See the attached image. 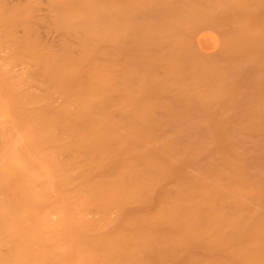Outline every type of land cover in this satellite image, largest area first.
Listing matches in <instances>:
<instances>
[{
  "label": "bare ground",
  "instance_id": "1",
  "mask_svg": "<svg viewBox=\"0 0 264 264\" xmlns=\"http://www.w3.org/2000/svg\"><path fill=\"white\" fill-rule=\"evenodd\" d=\"M132 1L136 3L135 0ZM155 1L158 5L155 3ZM170 1L172 0H163V4L162 0H154L155 4H153L152 0V3L150 4L152 7L149 5L150 2L148 3V6H144V8L148 7L145 10H148L149 7H151V9H149L148 11V14L147 11L145 13L143 9H138L140 7L142 8L143 5L141 6V3L143 4L144 2L136 4L139 7L134 5L135 8L139 11H142L140 12L141 14L145 13L146 16L143 14V16L139 17V15L141 14H136L138 12H136L135 15L138 16L141 20L143 19L145 21L144 18H146V21H150L149 17L151 16L150 14H152L151 20H153L157 26L159 22L156 18L160 19L161 17H163V15H165L164 17L167 18L166 8L168 7L165 6L169 5L170 10L168 9V12H172L176 8L174 12L176 11L175 13L177 15H175V13L169 12L171 13L170 15L172 18L169 17V14H167L168 20H165L164 17L162 19V22L164 21V23H161V27L162 25L166 26L169 30L172 28L171 26L174 25H171V28H169L170 23L168 24V22H166L169 21V19L172 21L175 20L176 24H178V21L181 24L183 23L186 25V20L188 19L187 21L191 23L189 19L191 18L190 20H192L194 15L195 19L193 18V21H195L196 23L197 16L195 17L196 14H193V11L197 12L198 10L199 15H201L202 13H206V8L210 9L212 5L213 8L218 7L219 9L222 0H210V2L208 3L207 0H195V2H190V0H177L179 2L178 5L176 0H173L174 2ZM213 1L215 3H219L218 1H220V3L217 6V4L214 5ZM225 1L226 0L222 2L226 3ZM241 1L242 0H230V3L233 2V4H230V6H234L236 4L238 6L235 5V9L238 10L239 7L243 9V6L246 4L245 1L249 6V3L255 0H243V2ZM111 2H113V7L111 5ZM124 2H127V0L121 1V4ZM168 2L172 4V9L170 7V3ZM181 2L185 5L183 10H181L183 8ZM187 2H190L192 4L187 5ZM197 3H199L200 5ZM203 3H205V5H203ZM240 3L242 4V6L240 5ZM193 4L195 7L193 6ZM207 4L210 6L205 7ZM227 4L223 5L226 6ZM120 5L117 0H0V264H264V130H262V127L264 126L261 125L262 127H257V129H249V126L247 127L248 123L246 122L251 121L253 115L250 120H247L250 117L248 118L245 114L246 117L241 116V119L244 121L239 122L242 125L245 124V127L243 129H246L247 127V129L249 130H241L240 126L238 125L239 123L237 122L234 124L232 121L237 119L236 116L240 113L239 112L237 114L233 113V115L236 116L231 115L233 119H230V124L225 123L223 121L224 119L222 120L226 124V130L224 126H221L222 128L220 129L219 127L218 129H216V127L214 129L213 126L215 125L213 123V120L215 121L216 118L214 116L216 115V113H218V110L216 112L215 108L220 109V106L223 105H220V99L221 101H223V97L221 98L218 94V87L216 86L213 90L207 89L211 91V93L209 91L207 92L210 95L217 93L219 95V98L217 99H213L214 95H211V98H209L208 94L206 93V96H204V94L202 95V90L200 89V95L206 97V99L203 98L204 101L199 96V93H197L198 95L196 94L198 96L197 99L196 96L195 98L192 97V99H190L192 95L189 97L190 93L193 92L192 90H195L199 87V85H196L198 87L193 85V82H197L195 78H200L199 75L205 76L206 74L204 73L209 72L207 67V64L209 63L203 65L206 67V69L205 67H202L205 69V72L201 67H199V69L197 67L194 71L193 69H191L190 71L186 67L187 65H181V68L186 67V70H188L190 72L189 73L185 69H183L184 71L181 70L179 65V68L176 67V65L174 66V64H178V62H176L177 60L174 61V58H171L168 55H170V53L174 51L171 55L173 56L177 53L178 50H181L180 46H178L179 49L177 50L176 45H179L178 43L176 45H174L173 43L178 39H174L171 46L170 43L171 40H173V38L171 39V37H174V35L171 36L170 39H168L170 41H164L165 39H167L165 35V33L168 32L166 30V27L165 31H162V36L158 35L160 36L159 38L164 37L165 39L161 38L160 40L158 36L153 35L154 33L156 34L157 31L153 32L151 29V33L150 30H148V28L150 29L152 27H155L153 22L148 21L150 23L149 25L142 20V22L146 23V26H142V30H144V28L146 29L147 26L148 28L146 31L141 32H146L145 34L143 33V35L147 36V38L149 37L148 34H151L149 38L151 39L152 37L153 39H147L142 35L143 37L141 41L144 43L143 39H146L147 42H149L150 40V43L153 45L151 41L154 40L153 42H155L154 45L156 47H161L160 45H164L167 48L166 49L164 46H162V48H160L162 51H160L159 53L160 49L157 50L158 47L155 48L154 45H147L149 43L145 41L144 44L147 43L146 45L148 46V49L149 47L151 49L153 48L152 52L151 49H149V52L151 53H148V57L151 54L155 55H153L154 58H151L152 61L150 60V64L154 63L159 58V61H167V59L169 60V58H171V60L169 61L170 64L167 63L168 67H171L172 64V68L170 69H173L175 67L177 69H175L176 71H178L179 69L182 73H187H184L185 77L184 75H180V78L183 77V83L187 80V77L189 78L192 74V77L190 79H193V82L190 79L187 80L189 83L186 81L187 84L192 83L190 85L192 87L189 86L191 92H187L186 88V98L184 97L186 100L190 99L189 102L191 106L188 104V101V103L186 104L189 105L188 107H191V111L189 112L187 106L186 108H184L183 106V111L186 109V113L185 115H183L184 113L181 112L182 116H180V109H177V107L175 106L176 103H170V101L173 99V102L182 103L181 100L178 99L180 95H177L175 93V91L177 90L172 88L173 90H175L173 91L170 89L171 85L166 84L173 83V80L170 82V78L167 80L168 82L166 81V83L164 81H161L163 80L162 78H160L162 76H159L161 67L158 64L155 63L160 68L158 66L156 67L153 64L152 65L155 66L157 72L159 71V77L155 75V73L153 74L152 71V74L147 71L148 69L151 70V67L149 68L147 65H144L147 67L143 68V65L141 63V66L139 67H142V70L144 69L145 71L150 73V76L154 75L155 77H153L155 80L160 78L161 80H159L162 83L164 82L167 86H169L165 91L164 88H166L167 86H164L165 84L161 85V82L159 81L162 88L164 87V90H162L160 88L161 86L157 85L159 82H154V79H152L153 83L152 81L149 82L148 77V84L144 85L145 83H142L143 85H141L142 88L147 86L148 89L147 90L146 87L144 88L145 90L143 89V95L146 96L148 91L150 93H153L160 90L158 91L160 92L158 94L164 97L170 95L169 93L173 91L176 95L173 94L172 96L173 92H171V98L170 96L166 98L164 97L165 99L161 96L160 98L162 100L164 99V101L168 98L166 101L169 102H165L168 105L173 104L172 108H174L175 112L172 111L173 109L171 110V108L167 107L166 105L165 107L170 110V113L168 114L167 109L163 106V101H159L160 103L157 101L160 99L157 92L155 94L158 96V99H156L157 97L155 96L154 98L151 97L152 99L147 98L149 97V95H147L146 100L143 99L142 102H144V100H149L146 102L148 104H146L145 102L142 103L141 100H138L141 96L142 98H144V96L141 94L143 90H141V96L138 99H135L136 97L132 98V96L131 98L134 101H140L142 104L140 106L138 104L132 106L136 109V106H139L140 108L142 106L144 107L145 105L146 107H144L145 110L143 112L146 111L145 114H147V112H150L151 115H154V118L155 115L157 117L156 119H154L152 116L154 124L153 122L150 123V121H152V119H150V114H147L150 115V118L148 119H146L147 115L144 117L145 114H140L142 119L145 118V120L149 123L145 124L147 122L145 120L140 121L138 117L140 124H145V126L143 125L145 127L144 129H122L121 125H124L122 122H119L120 129L117 128L118 124L116 122V117L119 119H123V117H118V112L115 113L117 114L115 117V114L113 115L114 111H112V114L110 115V106L114 104L113 99L117 98L115 96L112 97L113 99L110 98V95L108 94V89L110 90V88H108V82L109 79H111L112 81V79L115 78L112 76L119 74L120 72L117 73L118 70H121V67H124L127 64L124 62V57H120V55L122 56L123 54H121L119 49H121V51L123 50V44H120L119 40L118 44L121 45L122 48H120L119 45V47L117 46L118 54L120 53L118 55L120 58L118 59L120 61L118 62L123 61L125 65H121V67L118 65V67L113 68L114 70L117 69V72L112 71V74L114 72L116 74L109 76L108 62H110V59L112 57H109L110 40L112 39L111 35H114L112 34V32L114 31L113 33H115L116 28V26L112 25L115 19L113 20V22H111L110 14L113 18L117 17L116 19L118 20V17H120V15L124 16L123 12L127 11L125 12V15L128 16L129 12L136 10L135 8L134 10L131 9L133 7L127 5L126 3L122 4L121 7H119ZM125 5H127V7ZM154 5H157L159 7ZM173 5H175V7ZM122 6H125L126 8L131 7L130 9L132 11H130L129 9L123 11L124 8ZM178 6L182 8H179ZM190 6L191 8H196V10H194L193 8V10L191 9L192 11L188 9L190 10V13L188 12L189 14L187 13V15L185 13V8H190ZM224 6L221 5L224 10L219 9V13L217 12V9H210L212 11H208V14L209 12L212 14V12L215 10L216 14L218 13L220 14V16L223 15V18L226 16L227 20H223V25H225V22L228 21V19L229 21L228 23L226 22L227 24L231 25L232 22L233 24L235 23L234 21L237 22L239 19L237 17V10H233V13L231 10L228 14V6L226 8H224ZM198 7H201V9H203L201 11L205 12H200V9ZM115 8H118L117 11L119 10V12L114 10ZM154 8L156 15L155 12L152 11V9L154 10ZM187 8L186 12L188 11ZM255 8L254 10H252L253 13L260 10L258 9L260 8L259 6L256 8L258 9V11H255ZM242 9H240L241 12H243ZM159 11L161 13H159ZM163 11H166L164 12L165 14L163 13ZM220 11H225L226 15L225 13H221ZM250 11L247 12L246 18V11L244 10L245 15L241 13L243 15H241L240 18V21L243 22L244 20L242 19V17L244 18V16L246 18V21L251 20L248 24L247 22L243 23L238 21L236 27H234L235 25H228L231 29H233V31L235 30L233 34L230 33L232 37H235L233 39H229L230 35L227 34L229 37L225 35L227 36L224 37L227 38L226 40H232L231 42L235 40L237 42L239 38H241V40L243 38H248V34L247 37L246 34L244 35L245 32L251 30L250 32H252L253 34L248 32L250 33L249 35L251 36L252 34L253 36H256L254 34L257 33L254 32L258 30L262 32V30H264V26H262L264 25V21H261L264 19L260 20V18L262 17L259 16V18L258 16H256V14H253V17H251L252 13L250 14ZM115 12H121V14L118 15ZM179 12L183 13L184 15H179ZM234 12L236 13V15L234 14ZM262 12H264V10H261V13ZM153 13L155 17H153ZM230 13H232L233 16L236 17V20L233 19V16L230 15ZM115 14H117V16ZM172 14H174V16ZM190 14L192 15V17H190ZM262 14L261 16H264ZM131 15L129 17H131ZM228 15L230 17H228ZM127 16L122 18H129ZM136 16L132 15V20L126 19L128 22H130V27L128 26L126 28L127 30L129 28H131L132 31L134 30L133 28H135V24L131 22L134 21L135 18L138 19V17ZM184 16L187 19L185 18L184 20ZM203 16H205V14L201 15V17ZM211 16H207L206 14L207 18H211ZM175 18L178 19L176 20ZM217 18L222 19V17ZM217 18L215 21L221 22ZM258 18L262 23L259 22ZM206 20L204 18L205 22ZM201 22L202 21H200V24ZM208 22H206L208 25L206 23H204V25H214L212 27L215 28H220V25L223 26L222 24H216L217 22ZM257 22L260 28L257 26ZM124 23H126V27L128 23L126 21ZM165 23L168 24V26ZM172 23H174V21ZM240 24L241 29L244 28L243 31L240 29L236 31L237 29L235 28H238ZM242 24H246V26H243ZM180 25H178L179 27L176 25L178 29L182 26L184 30H182L181 28V31H185L186 33V29L188 28V35L190 33L194 36V33L189 31H193L194 29L193 32H195L196 26L190 24V29V27L188 26L184 28L185 26L183 27V25ZM215 25L218 26L216 27ZM161 27L159 28L161 29ZM44 29L47 31H45L46 35L48 34L47 36L53 35L52 33L49 34V31L55 32V35L57 32L58 38L57 36L56 38L58 40L56 42L55 40H50L51 42L53 41V43L47 41L43 35ZM111 29H113V31H111ZM154 29L158 28L155 27ZM131 30L125 31L126 33L123 32V35L124 33L126 34V36L124 35L123 37L124 39L126 37L125 41L121 37V40L123 39L122 42H127V45H130V42L131 45H133V42L135 44L134 40H136V38L134 36L136 34L134 31V33L132 32L129 34ZM122 31L123 30H121V32ZM158 31L161 32V30ZM197 31H199V29ZM127 32L129 35L133 34V37L131 36L132 39L130 38L133 42L129 41L128 43ZM176 32L177 34L179 33L178 31ZM239 32L241 33L239 34ZM259 32L257 35V37L260 36L258 37V42L260 39H264V37H262L264 36V32ZM192 35H189V39L191 40L194 39L191 38ZM237 35H239V38H237ZM167 37L169 38V36ZM257 37H250L248 39V43L249 40L252 41L251 38H253V40H257ZM118 38L115 39L117 40ZM154 38H156L157 40ZM235 38H237L238 40ZM112 40L114 41V39ZM241 40L239 41L240 44L238 42L234 45V48H236V45H242L244 43L245 39L242 40L243 43L241 42ZM255 40L253 41V43L255 42ZM260 41L264 43V41ZM142 42L140 44H143ZM186 42L188 43V41ZM231 42H229L228 44V41H223V43H225V46L232 47L233 44L231 46ZM138 43H136V45H138ZM159 43L160 45H156ZM256 43L257 41L255 42V44ZM255 44H252L251 46L254 47ZM127 45H124V48L126 47L128 48V50L133 47H129ZM192 45L194 44L192 43ZM138 46L133 47L132 50L135 48L134 51L139 50L140 52V46ZM244 46L245 45H243L244 50H240L242 51L241 54H243V51L245 53L243 55L240 54V58L242 59V61L246 60L245 62H242L241 60L234 61L235 58L233 57L236 54L239 57L238 52L235 53L238 48H236V51L234 50V52L231 53V55L235 54L234 56H232V59L229 57L228 58L229 60L231 59L233 62H235V66L233 65L232 68L233 70H239V67H243V65H245L243 68H241L242 70H239V72H246L247 75L249 74V76L248 78L245 77L247 78L245 79L244 76L247 75L243 74L242 76H240V78L243 77L248 81L249 77L251 78V76L256 78L258 77L257 80L258 83H260L259 86L261 87V91L259 86L256 87V90L255 88L253 89V85H251L252 88L248 85H246L245 88V84H243V86L240 85L244 87L246 91L247 89L251 92H254V90H256L260 93L261 99L259 100V95H256V97L254 95L255 92H252V96H255L254 98H257L258 101H255V99L253 98L252 100H254L255 102L252 101L250 103L251 105H256V102L258 103L259 101H264V99H262L264 98V93H261L262 91H264V86H262V84H264L262 83V81H264V79L262 78L264 77L259 78L260 75L264 74V72H262L264 71V68H262L261 64L262 62H264V56H259L260 53L258 54V52H262V50L258 45L257 47L260 49L255 48V45L254 53H252L253 48L249 47L248 44L247 46ZM173 47L175 49H173ZM237 47L241 48V46ZM126 48L123 50V53ZM143 48L144 50L142 49L141 45V50L145 51L144 53L148 52V49H146L145 47ZM169 48H172L173 50ZM186 48H188V46ZM193 48L195 50V47ZM193 48L191 49V51L193 50ZM223 48L225 47L223 46ZM246 48L251 49V56L259 50L257 52L258 56L255 54V57L258 58L259 61L256 60L254 56L251 57L249 49L246 50ZM188 49H190V47ZM230 49L228 47V51L225 50L226 53L233 51V49L229 51ZM128 50L127 52H125V54L128 53ZM195 51V53H197V49ZM139 52L136 53V55L139 56ZM165 52L170 53H167V55H165ZM178 52L179 53H177V55L181 54L180 51ZM156 53L158 55L160 54V57H157ZM162 53L167 57L166 59L165 57L163 59ZM217 53H214L216 58L218 57L216 55ZM193 55L195 57V54ZM245 55H248L250 57ZM260 55H264V52H262ZM191 57L193 56L191 55ZM207 57H205V59ZM220 57H218V60ZM259 57L261 59H259ZM143 58L145 59L144 55ZM198 58L200 57L198 56ZM216 58L215 61H218ZM252 58H254L258 63H249L248 59L253 61ZM182 59L179 58V60ZM200 59L197 60L200 61ZM205 59L203 61H205ZM212 59V61L215 62L214 58ZM125 60L128 61L129 59H126L125 57ZM184 60L182 62H186L187 59ZM220 60L219 61L221 63L219 61L218 62L222 64V69H224V63H222L223 60L221 58ZM261 60L262 62H260ZM212 61L210 60L211 63L209 64V67L211 69H213L212 67L215 68L212 71H216V73L218 71H221V66L219 67L220 70H217V65L212 63ZM165 62L163 64H165ZM190 62L192 63V61ZM241 62L242 65L240 66ZM248 63L250 64V66ZM192 64L196 63L193 62ZM202 64L200 62V66ZM225 64L227 65V67H230L228 63ZM236 64L239 65L237 66ZM252 65H254V67H251ZM258 65L262 69L257 68ZM247 67H250V70L248 69V71H245L244 68L247 69ZM127 68L125 66V70ZM229 69L232 70L231 67ZM136 70L139 71L141 70V68ZM163 70H165L170 75V71L166 69H162V71ZM251 70H253V72ZM259 70L261 74L259 73ZM124 72V70H121V76L124 75ZM166 72L165 75H167ZM221 72H218V75H220L219 73ZM224 72L222 73V75H224L223 78H221L222 81L225 79L224 77H226V74ZM234 72L236 75H234ZM234 72H232V74L234 75L232 77H238L240 75L239 73H236L235 70ZM120 74L119 76H116L118 80H114L116 83L115 87L118 82V84L121 83L117 88H120L119 86H122V83L124 86V82L119 81L122 78L120 77ZM141 74L136 75L140 76ZM143 75L144 74H142V76ZM211 76L214 75L211 74L210 77ZM167 77L168 76H166V78ZM206 77H209L208 74L205 76V78ZM180 78L179 76L177 77V79ZM205 78L202 77L201 82L205 81ZM213 78L214 77H211V80H206L203 88L204 86L208 85L209 81V83H214L215 78ZM243 78L241 79L242 81ZM123 79L126 80L127 78L125 79L123 77ZM250 80L256 79L251 78L249 79V81ZM257 80L255 82H257ZM127 81L129 82V80ZM182 81L180 79V82ZM224 81L226 85V79ZM198 82L199 84H204L201 83L199 79ZM216 82L218 83V81ZM230 82L237 83L238 81H235V79L233 78L230 79ZM110 84L114 85V82L113 84ZM136 84L139 83L136 82ZM215 84L216 83L210 85L213 86ZM229 84H227V86ZM150 85H157V89H155V87H153L154 89L150 88ZM123 86L119 91L121 92V95L123 94V92L125 93V95H127V92H125L126 90H124V88H127V86ZM174 86H176V84ZM231 87H233L232 84L229 87L230 89L227 87L223 90L222 94L227 95L228 91L232 92L233 89ZM184 88L185 87H183V89ZM212 88H214V86ZM150 89L152 90L150 91ZM180 89L182 88H179V90ZM190 89H188V91ZM237 89L235 88L236 92ZM128 90L130 91V89ZM215 90L217 91L215 92ZM219 90L222 89L219 88ZM111 91L114 92V90L112 89ZM119 91L118 93H120ZM205 91L206 88L203 92ZM246 91L241 92L245 93ZM250 91L246 93L248 94L247 96L246 94H244V97H250ZM243 93H239V95L241 94L242 96ZM114 94L115 92L111 95ZM226 95H224L225 100L226 98L229 99L232 94H229L230 96L228 95V97ZM176 96L178 97L176 98ZM237 97L236 99L240 98ZM193 98L194 104L192 103ZM198 98H201V101L199 100L198 102ZM232 98L230 97L231 101ZM127 99L128 98H126V100ZM132 99L131 101H133ZM210 99H213L214 105ZM215 99L217 100L216 102L214 101ZM109 100H111L112 102H110ZM195 100L197 101L198 105L197 103L195 104ZM230 100L226 103L228 104L226 105V108H232V106H234L233 104H235L236 102L235 100L232 104ZM127 101L126 104L128 103ZM134 101L132 103H134ZM202 101L204 102V104H206L207 107L208 105H210L211 101V108H215L211 109L208 107L209 109H211L208 113L207 107V109L205 110V107L202 106L203 109L201 108V104H203ZM117 102L121 104V102L123 103V100L121 101L119 99V101ZM229 102L232 104V106H230L231 104ZM109 103L113 104L109 105ZM129 103V105H131L130 100ZM215 103H220L219 106H217L218 108L216 107L217 104ZM156 104L157 106L162 104L163 108L159 106L157 110V106L155 108ZM260 104L262 103L259 102V106H261ZM129 105L127 104V107H125L124 104V108L127 109ZM147 105L149 106L148 111L146 110ZM151 105L154 107L153 109H151ZM193 105L199 106V109H202L200 111L206 112H203L204 115L206 114L207 116L205 115V119L202 120L205 121L209 119V123H211L212 125V127L210 128L213 129L212 131L207 132V130L209 129L204 124L203 128H207V130L205 129L206 131L201 130V127V129H199V131L201 130L200 132H197L198 130L194 128L193 129L196 130V132L192 129L191 131L189 129V133L183 132L182 126L184 125H180L184 122H182L183 118L181 117L185 116L186 118V115L191 114V112L193 111L192 109H194L195 112V108H192ZM132 106L127 109V111H130V114L132 113V116L135 114V112H142V110L131 112V109H133ZM224 106L222 108H224ZM241 106L242 111H244L243 104H241ZM235 107L232 109H236ZM224 109H222L223 112ZM259 109L261 112L262 108L259 107ZM154 110L155 113L157 111L163 112L164 116H162L163 113L162 115H159L161 113L154 114ZM247 110L249 111L248 106ZM187 111L189 114H187ZM248 111L247 114H249ZM165 112H167V114ZM227 112L231 113L230 111H226V113ZM125 113L124 114L126 117L123 115L125 119L127 118V116L129 118V113ZM257 113L256 118L254 116V120L258 119L256 121H259V119L264 118V115H262L264 114V112H261L262 114L258 113L260 116H262V118H260ZM171 114L173 115V117L171 116ZM200 114L203 115L202 113ZM165 115H170L169 117L167 116L169 119L167 118L165 120H161L166 117ZM175 115H179L180 118ZM222 115L220 118H224L222 117ZM112 116L115 118H113ZM191 116L192 114L190 115V117ZM212 117L215 119H213ZM238 118H240V114ZM125 119H123V121H125ZM186 119L188 120V117ZM134 120H136V118L132 119V122H134ZM169 120H171L172 122L174 121L172 123L174 126L170 125L171 123L168 122ZM112 121L116 122V128L114 126V123V127H112ZM162 121L168 122V124L166 122L167 129H169L171 126L174 128H170L171 131H165L166 128L162 127L164 129V131H162V128H159L161 126H158L159 124H163L162 126L165 125V123H163ZM222 121L221 123H223ZM175 122L177 123L175 124ZM179 122L182 123L180 124ZM215 122L218 123L217 126H220V121ZM252 122H250L249 124H253L255 128V125ZM138 124L139 123H136V126H138ZM151 124L154 125V129L152 125V130H150ZM155 124H157V128L155 127ZM190 124H192V122H190ZM227 124L231 126L233 125L232 128L229 129L230 127H227ZM141 125L139 127H141ZM146 125H150L148 126L150 129ZM168 125L170 126L168 127ZM175 125L177 127L179 126L180 129L178 130ZM235 125H238L239 127L237 128L235 127ZM189 127L190 126L188 125L187 128ZM196 128H198V126H196ZM173 129H175V131H172ZM181 134H183L184 137H180ZM185 134H187L186 137ZM214 152H217V154L222 153L223 157L219 158V156L217 159L215 158L216 160L214 159V161H211L214 164L209 162L212 165L207 164L208 166H203L204 168H202L201 170V162L204 163L202 165H205V161H207V159L209 161L211 160V157L209 155L211 153L212 155L215 154ZM178 161H183L185 164L190 165L191 167L194 165L196 167L200 165V168H197L198 170H200V174H193V172L189 173L187 171V165L184 166L187 170L183 167L186 170L185 171L180 166L183 162L179 164Z\"/></svg>",
  "mask_w": 264,
  "mask_h": 264
},
{
  "label": "rangeland",
  "instance_id": "2",
  "mask_svg": "<svg viewBox=\"0 0 264 264\" xmlns=\"http://www.w3.org/2000/svg\"><path fill=\"white\" fill-rule=\"evenodd\" d=\"M112 1H113V0H112ZM121 1H123V0H120V2H119V0H117V2L119 3V5L121 4ZM125 1H126V0H125ZM128 1H129V2H128ZM130 1H131V2H130ZM135 1H136V3H135L134 1H132V0H127V2H124V3H126L127 5H130L131 7H133V8H131V7H130V8L134 10V8H135L134 5L139 4V3H141V2H144L143 4L141 3V6L143 5L142 8L140 7V8H138V9H140V10L143 9V11H144L145 13H146V11H147V14H148L149 9H151V7H152V6L150 5V4L152 3V0H143V1H142V0H140V1H139V0H135ZM147 1H148V2H147ZM164 1H165V0H164ZM172 1H173V0H172ZM172 1H170V2H172ZM178 1H179V0H178ZM178 1L176 0L177 5L179 4ZM182 1H183V0H182ZM185 1H186V0H185ZM187 1H188V0H187ZM199 1H200V0H199ZM199 1H197V2H199ZM211 1H212V0H211ZM215 1H216V0H215ZM222 1L224 2V0H222ZM222 1H221V3H220V1H218V2L220 3V7H219V9H223V7H221V5L224 6L223 4H227V3H228V4H227L226 6H224V8H226L227 6H228V8H229L230 4H231V3L233 4V2H234V1H233V2L230 3V0H226V1H225L226 3H223ZM228 1H229V2H228ZM248 1H249V0H248ZM250 1H251V0H250ZM115 2H116V1H115ZM133 2H134V3H133ZM149 2H150V3H149ZM170 2H168V3H170ZM173 2H174V1H173ZM190 2H195V0H190ZM190 2H187V3H188L187 5L192 4V3H190ZM205 2H206V1H205ZM208 2H210V0H209V1L207 0V3H208ZM239 2H240V1H239ZM241 2H243V0H242ZM258 2H259V3H258ZM112 3H113V2H111V5H112ZM124 3H122V4H124ZM148 3H149V5H150L151 7H149L148 10H145V9L148 8V7L144 8V6H148ZM155 3H156V1H155ZM155 3H154V0H153V4H155ZM159 3H160V2H159ZM162 3H163V0H162ZM165 3H166V2H165ZM168 3H167V4H168ZM184 3H185V2H184ZM213 3H214V5H216V4H217V6L219 5V3H215L214 1H213ZM245 3H246L245 5H246L247 7H246L245 5L243 6V9L239 7L240 9H242L243 12H241V10H240L238 7H237L238 10L235 9V7L238 6V5H236V4H237V1H236V4H235L236 6H235V5H234V6L232 5L233 7L230 6V8L232 7L231 9H230V8H229V9L227 8V13L229 14V11H231V10H232V13H233V10H234V11L237 10V11H236L237 14H238L237 17L239 18V19H238V18H237V19H238V21H240L241 15L244 14V10L246 11V13H245L246 15H245V14H244V15H245L246 18H247V12L250 11V7H251V11H250V14L252 13V14H251V15H252L251 17H253V14H254V15L256 14V16H258V17H259V16L262 17V18L259 17L260 20H261V19H264V16H261V14L264 13V12L261 13V10H264V0H261V1H260V0H255V1H252V2L249 3V6L247 5V2H246V1H245ZM252 3H253V4H252ZM122 4H121V5H122ZM131 4H133V5H131ZM156 4H157V3H156ZM160 4H161V3H160ZM163 4H164V3H163ZM163 4H162V8H163ZM167 4H165V5H167ZM174 4H176V3H174ZM181 4H182V2H181ZM185 4H186V3H185ZM194 4H195V3H194ZM194 4H193V6H194ZM197 4H199V3H197ZM210 4H211V3H210ZM254 4H256V5H254ZM257 4H258V6L260 7V8H258V9H260L259 11H258V9H256V8L258 7ZM121 5H120L119 7H121ZM127 5H125V6L127 7ZM157 5H158V4H157ZM157 5H154V6H157ZM165 5H164V6H165ZM171 5H172V4L170 3V7H171ZM187 5H186V6H187ZM199 5H200V4H199ZM203 5H205V3H203ZM240 5L242 6L241 3H240ZM250 5H251V6H250ZM125 6H124V7L122 6V7L124 8V9L122 8L123 11L126 10V9H129L130 11H132L130 8H126ZM136 6H138V5H136ZM173 6L175 7V5H173ZM180 6H181V5H180ZM182 6H183V8H182V7H179V6H178V7H179V8H182L181 10H183L184 7H185V5L182 4ZM191 6H192V5H191ZM191 6H190V8H187V7H186L187 10H188V9L191 10V9L193 8V7L191 8ZM201 6H202V5H201ZM209 6H210V5L207 4L205 7H209ZM212 6H213V5H212ZM212 6H211L210 9H212V10H213V9H217V12L219 13V11H218V10H219L218 7L216 6L217 8H213ZM253 6H254V7H253ZM255 6H256V8H255ZM112 7H113V5H112ZM112 7H111V8H112ZM116 7H117V6H116ZM138 7H139V6H138ZM157 7H159V6H157ZM165 7H168V8H166V11H167V12H166V11H163V13L166 12V17H167V18H168V15H167V14H169V17H171L170 14L176 12V11L174 12V10L176 9V8H175L172 12L169 11V12H171V13H169V12H168V9L170 10L169 5H167V6H165ZM194 7H195V6H194ZM196 7H197V6H196ZM244 7H245V8H244ZM160 8H161V5H160ZM186 8H185V13L187 14L190 10H188V11L186 12ZM198 8H199V7H198ZM202 8H204V7H202ZM248 8H249V9H248ZM252 8H253V9H252ZM254 8H255V11H258V12H254V13H253L252 10H254ZM117 9H118V8H115L114 10L117 11ZM135 9H136V8H135ZM138 9H136L135 11L129 12L130 15L133 13L132 15H133V16H136V15H135L136 12H138V13H136V14H138V15L141 14L140 12H142V11H139ZM157 9H158V8H157ZM171 9H172V7H171ZM193 9H194V8H193ZM193 9H192V10H193ZM199 9H200V10H199L200 12H205V11H201V10H203V9H201V7H200ZM206 9H207V10H206ZM206 9H204V10H206V13H202V14L200 13L201 15H204V14H205V16H203V17H201V15H199L198 10H197V12H196V11H193V14H196L195 17L197 16V18H198V19L196 18V20H197L196 23H195V21H193V20L195 19V18H194V15H193V18H194V19L192 18V20H190V19H191L190 17H192V15H191L192 13L190 14L191 16L189 15L190 17L188 16V17L190 18L189 21H190L191 23H189V22L187 21L188 19H187L185 16H184V18L182 17L184 20H185V18L187 19V20H186V25L183 24V23L181 24V23L178 22V21H177L178 24H176V23H175V20H173L174 23H172L173 21L169 19V21H166V22H168V24L170 23V24H169V28L172 27V28L169 29V30H168V27H166V26H163V25H162V27H161V23H164V21L162 22V19H163V17H164L165 15H163V17H161L160 19H159V18H156V19L158 20V22L160 23V24H159V23L157 22V23H158L157 26L159 25V26L157 27L156 24H155V22H154L153 20H151V16H152V14H150V15H151V16L149 17V18H150V21H152L153 24L155 25V27L158 28V29H154L155 27H152V26H154V25H152V26H151L152 28H150V29H149L148 26H147V28H148V30H150V32H151V29H152L153 32H156V31H157L156 34H155V33L153 34L154 36H158V35H161V36H162V31H165V27H166V28H167L166 30H167L168 32L165 33V35H166V38H167V39H165L164 37H161V38L165 39L164 41L170 39V37L174 35V37H171V39L173 38V40H171V43H170V44H171V46H172L173 43H174V45H176V44L178 43L179 45H176V46H177V50L179 49L178 46H180L181 50H178V51H180L181 54H178V55H177V53H179V52L177 51V53L174 54V55H176V56L173 55V56H174V57H173V56H171V55H172V52H174V51H172L171 53L169 52L170 55H168V56L171 57V58H174V61L177 60L176 62H178V64H174V66L176 65V67H178V68H179V66H180V68H181V67H182L181 65H184V66L187 65L186 67L188 68V70L191 71V69H193V71H194L197 67H198V69H199V67H201V68H202V67H205V66H203V65H205V64H207V63L210 64V63H211L210 60H211V61L213 60L212 58H214V61H215L216 56H215L214 53H217V52L219 53V54L217 53L216 55H217L218 57L221 56L220 58L223 60L222 63H224V64H223V66H224L223 68H224V69H222V64H220V63H221V62H220V61H221L220 58H219L220 61L218 60V57L216 58L220 63H219L218 61H215V62L212 61V63H214L215 65H217V70H220L219 67L221 66V69L224 70V71L226 70L227 73H226V71L224 72V71L221 70L222 72H221V71H218V72H221V73H219L220 75H218V72L216 73V71H214V72L212 71V70H214L215 68L212 67L213 69H211V68L209 67L210 65L207 64V67H208L209 72L207 71L208 73H206V72L204 71V70L206 69V67H205V69H204V68H202V69H203V71L205 72L204 74H206V75L208 74L209 77H206V78H205L206 75H205V76L199 75L200 78H195V77H194V78L197 80V82L195 81V79H194L195 82L192 81L193 79H192V80L190 79V78L192 77V74L190 75L189 78L187 77V80L190 79V80L193 82V85H195V86H196V85H199V87H201V88H199L198 86H196V87H198V88L195 87L197 90H196V89H195V90H192L193 92H191V89H190V87H192V86H190L192 83L187 84V83H186V81H187L186 79H185L186 81L183 83V81H184V80L182 81L183 77L180 78V75L183 76L184 73H185V74H187V73H186V72L182 73L179 69H178V71H176L177 69H176L174 66H173V67H174V68H173L174 70H173V69H170V68H172V64H171V67H168V64H167V63H169V61L171 60V58L168 57L169 60H168V59H167V61L165 60L166 62H165L164 60H163V61H162V60L159 61L160 58H159V59L156 58L157 60H156V59H155V60H156L157 62H158V61H159V62L157 63V62L154 60L155 62H154V63L151 62V63H152L153 65H155L156 67L159 65L162 69H166V70L170 69V70H168V71H170V72L172 73L173 77H172L171 73H170V75H169V73H167L165 70L162 71V69L158 66V67L160 68V70H161V71H160V75H159V73H158L159 71L157 72V69L155 68V66H153L152 64H150V60L152 61L151 58L153 57L154 54H151V55H150L151 57L149 56L150 58L148 57V55L152 52L153 48L151 49V48L149 47V49H151V52H149V49H148V46H147V45H152V44L150 43V40L153 39V38L151 37V39H150L149 37L151 36V34H148V33H147L148 36H149L148 38H149L150 40H149V42H147L146 39H145V40L143 39V41H144V43H145V41H146V42L149 43V44L146 43V44H147V45H146V44H144V43L141 41V40H142V37L145 36V35H143L144 32H141V31H146V30H147V28H146V29L144 28V30H142L143 27H144V25H145L146 23L150 25V23H149L150 21H149V20H148L149 22L146 21V20H147L146 18H144L145 21L142 19V20H143L144 22H146V23L142 22V20L139 19V17H140V16H143V14L146 16L145 13H142L141 15H139V17L136 16V17H138V19H139V20H138V19L135 18L134 21H136V22H134V21L131 22V23H134V24H135V25L133 24L134 27H135V28H133V29H134L133 31L135 32L136 35H138V36H136V35L134 34V35H135L134 37L136 38V40H134V41H135V44H134V42L131 40L132 37H133V36H132L133 34H132V35H129V34L132 33L133 31L131 30V28H129L128 30L126 29L128 26L130 27V25H129L130 22H128L127 20H132V19H131V18H133L132 15H131V17H129V16H130L129 13H128V16L125 15V12H127V11H125V12H123V15H124V16H121V15H120V17H118V20H117V19H116L117 17L113 18L112 15L110 14V16H111V22H113L114 19H115V21H118V22H115V21H114V22L112 23V25L116 26V28H115V33H113V32H114V31H113L114 28L111 29V31H113L112 34H114V35H111V38L114 39V41H113L112 39L110 40V49H109V51H110V55H109V57H111V56H112V57H111V59H110V62H108V66H109V76H112L113 74H116L115 72H114L113 74H112L111 72H112V71H116V72H117V69L114 70L113 68L118 67V65L121 67V65H125V63H126V64L128 65V66L125 65L126 68L129 67V68H127L126 70H125V66H124V67H121V70H124V71L126 72V74H125V72H124V75H123V76H121L122 73H123V71H122V73H121V70H120L119 68H118V69H119L120 71L118 70V72H117V73L120 72V73H121V74L119 73V74H120V77H122L121 80H119V81L124 82V86H127V88L125 87L126 89L124 88V90H126L125 92H127V95H125L124 92H123V94L121 95V92L119 91V90H121V87L123 86V83H122V86H119L120 88H117L118 85L121 84V83L118 84L119 82L117 81L118 83H117V85H116V87H115V84H116V83H115L114 80L117 79V78H116L117 75L119 76V74H116L115 76H114V75L112 76V77H115V78L112 79V81L114 82V85H111V84H110V83L113 84V82L111 81V79H109V82H110V81H111V82H110V83L108 82V84H109V85H108V88H110V90L108 89V94L110 95V98H112L113 96H115V97L118 99V97H119V99H120L121 101L123 100V103L125 104V107H127V104H128V105L130 104V103H129V100H130V102H131V105H129V107L132 106V105L135 106V104H138V105L140 106L142 103H144V102L146 103L147 101H149V100L145 101L147 95H149V97H147V98H151V97L154 98V96H155V97H157L156 99H158V96H157L155 93H156V92H157V94L160 93V92H158V91H160V90L155 91V92H153V93H150V92L148 91L147 94H146V96H145V95H143V92H144V90H145V89H144L145 87H146V89H147V86H145V87H143V88H142V86H141V85H143L144 83H145L144 85L148 84V81H149V82L152 81V83H153V80H152V79H154L155 76H154V75L150 76V73L152 74V72H153V74L155 73V75H157V76H158V75H159V76H162V77H160V78L163 79V80H161L160 78H158V79L156 78L157 80L154 79V80H155L154 82L158 83V82L161 80V81H164V82L166 83V81H167L168 79L171 78L170 82L173 80L174 85L176 84V86H178V87L174 86L173 83H171V84H170V83H166V84H168V85H171V86H170V87H171V88H170L171 90H173V89L177 90V91H175V90H173V91H175V93H176L177 95H180V96H179L180 98H179L178 96H176V98L178 97V99H180L181 102H182L183 104H182V103H178V102H173L174 99H173V100L170 99V98H171V92H173V91H171V92L169 93L170 95H167V94H168V93H167V94H166L167 96H164V97L166 98V97L170 96V98H169V99L171 100L170 103H171V102H172L173 104L176 103L175 106L177 107L178 110L180 109V110H179V111H180V112H179V113H180V116H182V113H181V112H183V113H184L183 115H185V113H186L185 110H186V109H185L184 111H183V109L186 108V106H187V108L189 109V112L191 111V107H188V106L190 105L189 100L192 99V97L195 98V96H196V99H197V97H198V96H197V95H198L197 93H199L200 90H202L201 94H202V95L204 94V96H206L205 93L208 94L207 92H208L210 89L213 90V89H215V87L217 86V87H218V91L215 90V92L217 91L218 94L220 95V97H221V98L223 97V99H222L223 101H221V99H220L221 104L219 103L220 105H222V104H223V105L220 106V109H216L215 107H212V108H211L210 105H211V103L213 102V99H214V98H216V99L219 98V95H218L217 93H214V94H213V95H214L213 99H210L212 102L210 101V105H208V107L211 108V109L215 108L216 112H217V110H218V113L220 114V115H219L218 113L215 112L216 115H217V117H216L215 114H214V115H215L214 117H215L216 119L212 117L213 119H215V121H218V122L220 121V123H221V121L224 119L223 121H224L225 123L230 124V119H231V120L233 119L232 116H236V115H233V113H234V114H237V113L240 112V113H239V114H240V118H238L239 114H237V116H236L237 119L235 118L237 121H236V120H232V121H233L234 124L238 122V123H239L238 125L240 126V129H241V130L245 127V126H244V125H245L244 123H243L244 125H242V124L240 123L241 121H244V120L241 119V116L246 117L245 114L247 115L248 118L250 117L249 119L246 118L247 120H250V119L252 118V115H253V118L251 119V121H249V122L247 121V122H246V123H248V125H247V124H246V125H247V127L249 126V129H257V127H262V126H264V123H262V122H264V118H262V116L259 115V114H262L261 112H264V106H262V105H264V101H259L260 103H262V104H260L261 106H259V102H258V103L256 102V105H254V104L251 105V103H250V102H252V101L255 102V101L257 100V98H256V99L254 98L256 95H259V97H260V98L258 97L259 100L261 99V95H260V93L256 91V90H257L256 87H258V86L260 85V83H258V80H257L258 77L256 78V77H252V76H251V78H252V79L255 78V79L257 80V82H255L256 80H250V81H251V82H250V81H249V79H251L250 77H249L248 81L245 80V79L248 78L249 74L247 75V73H246V72L244 73L243 71H242V73H240L241 71L239 72V70H240L241 68H243L245 65H243V67H239V68H240L239 70L234 69V70L236 71V73H239V74H240V75L238 74V75H239V76H238L239 79H238L237 76H236L237 78H236V77H232V76H234V75H236V74H235L234 70L232 69V68H233V65H234L235 62H233V61L231 60V59H232V56L235 55V54H232V55H231V53H233L234 50L236 51V48H238L237 51H236L235 53L238 52L239 57H238L237 54H236L235 56H237L239 59H238L237 57H235V56H234L233 58H235L234 61H235V60H236V61H237V60H238V61H240V60L242 61V59L240 58V54L242 53L241 50H244L243 45L247 46V44H248V46H249L250 43L255 44L256 41H257L258 44L256 43V44H255L256 47H255V45H254V47L257 48V49H260V48H261L262 52H264V43H262V42L260 41V40L264 41V39H260V38H259V39H260L259 42L262 43V44H260V43L258 42V37H260V36L257 37L258 32H259L260 30H258V31L255 30L256 32H254V33H257V34H254V35H256V36H253V35H252L253 33L250 32L251 30L248 31V32L252 33L251 36L249 35L250 33L245 32L244 35L246 34V37H247V34H248V38H243V37H242L243 39H245V40H244V43L242 42L243 39L241 40V38H239V35H237V36H238L237 38H239V40H238L237 38H235V39H237L238 41L236 42V41L234 40L233 42H235V43H233V42H231L232 40H229V39H230V38L233 39V38L235 37V36L232 37V35H230V33L233 34V32H235V30L233 31V29H231L229 26H233V25H235L234 27H236V24H237L238 21H237V22L234 21V22H235L234 24H233V22H232V23L230 22V23H231V25H230V24H227L228 21H229V19H228V21H226L227 23L225 22V25H223V23H224V21H225L224 19L227 18L226 16L223 18V15L220 16V14H218V13L216 14V11H215V10H214L215 12L213 11L212 14L209 12V14H211V15L216 14L217 17H222V19H221V18L219 19V18L216 17V15H214V16L209 15V14H208V11H212V10H210L209 8H206ZM208 9H209V10H208ZM246 9H247L248 11H247ZM161 10H162V9H161ZM192 10H191V11H192ZM194 10H196V8H195ZM223 10H224V9H223ZM111 11H112V10H111ZM152 11L155 12V8H154V10L152 9ZM156 11H157V10H156ZM225 11H226V9H225ZM225 11H220V12H221V13H222V12L225 13ZM117 12H119V10H118ZM117 12H115V13H117ZM121 12H122V11H121ZM121 12H120V13H117V14L119 15V14H121ZM180 12H183V11H180ZM180 12H179L178 14H179V15L181 14V15L183 16L184 14H183V13H180ZM238 12H239V13H238ZM112 13H114V12H112ZM149 13H150V12H149ZM151 13H152V12H151ZM159 13H161V12L159 11ZM189 13H190V12H189ZM189 13H188V14H189ZM213 13H214V14H213ZM232 13H230V15L233 16ZM241 13H243V14H241ZM257 13H258V14H257ZM259 13H260V15H259ZM117 14H115V15L117 16ZM126 14H127V13H126ZM164 14H165V13H164ZM188 14H187V15H188ZM206 14H207V16H211V18L214 17L215 19H214V18L211 19L210 17L207 18V17H206ZM234 14L236 15L235 12H234ZM155 15H156V12H155ZM172 15L174 16V14H172ZM175 15H177V14L175 13ZM225 15H226V13H225ZM239 15H240V17H239ZM262 15H264V14H262ZM126 16L129 17V18H126L127 20H126L125 18H122V17H126ZM148 16H149V15H148ZM148 16H147V17H148ZM198 16L201 17V18H199ZM245 16H244V18H245ZM153 17H155V16H154V13H153ZM176 17H177V16H176ZM180 17H181V16H180ZM228 17H230V16L228 15ZM142 18H143V17H142ZM167 18L164 17L165 20H166ZM171 18H172V17H171ZM204 18H205V20H206V19H207L208 21L210 20L209 22H211V23H212V22H217L216 24H222L224 27L221 26V25H220V28L217 27L218 25H215L217 28L212 27V26H214V25H212V26H206V24H207L206 22H208V21L206 20V22H205V21H204ZM216 18L219 19L221 22H219V21H215ZM231 18H232V17H231ZM235 18H236V17L233 16V19H235ZM244 18L242 17V19L244 20V22H245V23L247 22V24L251 21V20H250V21H246V18H245V19H244ZM259 18H258V20H259ZM122 19H123V20H122ZM175 19H176V18H175ZM177 19H178V18H177ZM177 19H176V20H177ZM202 19H203V20H202ZM242 19H241V20H242ZM157 20H155V21H157ZM167 20H168V19H167ZM212 20H213V21H212ZM223 20H224V21H223ZM226 20H227V19H226ZM235 20H236V19H235ZM248 20H249V19H248ZM255 20H256V19H255ZM260 20H259V22L264 21V20H261V21H260ZM125 21L128 23L126 27H125L126 23H124ZM160 21H161V22H160ZM170 21H172V22H170ZM200 21H202L203 23L201 22V24H200ZM222 21H223V22H222ZM231 21H232V20H231ZM120 22H121V23H120ZM193 22H194L195 24H194ZM209 22H208V23H209ZM240 22H243V21H240ZM244 22H243V23H244ZM171 23H172V24H171ZM179 23H180L181 25H183V27L185 26L184 28H186V27L188 26V27H190V29H191L190 24L196 26V28L193 26V27L195 28V30H196L195 32H193L194 29H193V31H191V30L189 31V32L194 33V36H193L192 34L189 33V35H192L191 38H194V39H192V40L189 39L190 37H189V35H188V33H187L188 30H189L188 28H187L188 30L186 29V31H187L186 33H185V31H181L182 26H181ZM204 23H206V24L204 25ZM253 23H254V22H253ZM261 23H262V22H261ZM165 24H166V23H165ZM165 24H164V25H165ZM168 24H166V25L168 26ZM173 24H174L175 26H174ZM197 24H198V25H197ZM213 24H215V23H213ZM226 24H227V25H226ZM117 25H118L119 27H118ZM171 25H173V26H171ZM176 25H177V26L180 25L181 28L178 29L179 26L177 27ZM201 25L204 26V27H202ZM207 25H208V24H207ZM210 25H211V24H210ZM228 25H229V26H228ZM242 25H243V26H246V24H242ZM251 25H252V24H251ZM44 26H45V25H44ZM142 26H143V27H142ZM145 26H146V25H145ZM170 26H171V27H170ZM197 26H198L199 28H198ZM200 26H201L202 28H201ZM240 26H241V24L238 26V28H235V29H237L236 31H238L239 29L243 31L244 28L241 29ZM243 26H242V27H243ZM247 26H248V25H247ZM257 26L259 27L258 22H257ZM262 26H264V25H262ZM42 27H43V26H42ZM122 27H123V28H122ZM131 27H133V26H131ZM159 27H161V29H160ZM174 27H175V28L177 27L176 29H178V30H176ZM222 28H226L227 30H226V29H222ZM245 28H246V27H245ZM259 28H260V27H259ZM41 29H42V28H41ZM46 29H48V28H46ZM153 29H154L155 31H154ZM163 29H164V30H163ZM172 29H173V31H172ZM174 29H175V31H174ZM198 29H199V31H197ZM253 29H254V28H253ZM261 29H262V28H261ZM49 30H51V29H49ZM52 30H53V29H52ZM121 30H123V31L121 32ZM129 30H131V32H129V34H128V32H127V37H128V40H127V41H128V43H129V41H132V42H133V45H131V42H130V45H129V44L127 45V42H124L125 39H126V37H125V39L123 38L124 35L126 36V34H125L126 32H125V31H129ZM158 30H161V32L158 31ZM170 30H171V33H172V34L170 33ZM182 30H184V29L182 28ZM221 30H222V31H221ZM245 30H246V29H245ZM247 30H248V29H247ZM45 31H46V30L44 29V31H43L44 34H43V35H44V38H45L47 41L51 42L50 40H53V41L55 40V42H56V41L58 40V39H57V38H58V36H57V32H56V35H55V32H53V31L50 32V31H49V34L52 33L53 35H49V36H47V35H48V34L46 35V32H47V31H46V32H45ZM176 31H178L180 34H179V33L177 34ZM227 31H228V32H227ZM253 31H254V30H253ZM43 32H42V33H43ZM123 32H125L124 35H123ZM134 32H133V33H134ZM147 32H148V31H147ZM159 32H160V33H159ZM175 32H176V33H175ZM182 32H184L185 34L182 33ZM262 32H264V30H262ZM262 32L260 31L259 33H262ZM145 33H146V32H145ZM145 33H144V34H145ZM151 33H152V32H151ZM174 33H175L176 35H175ZM236 33H237V32H236ZM240 33H241V32H239V34H240ZM168 34H170V35H168ZM186 34H187V35H186ZM223 34H224V35H223ZM227 34H229L230 37H229ZM237 34H238V33H237ZM142 35H143V36H142ZM165 35H164V36H165ZM179 35H180V37H179ZM225 35H227V36L229 37L228 40H226L227 38H224V37H227V36H225ZM244 35H243V36H244ZM52 36H53V37H52ZM56 36H57V38H56ZM112 36H113V37H112ZM131 36H132V37H131ZM140 36H141V38H140ZM167 36H169V38H168ZM176 36L179 37V38H177ZM184 36H185V37H184ZM241 36H242V35H241ZM48 37H49V38H48ZM50 37H51V38H50ZM118 37H119V38H118ZM121 37L124 39L123 42L126 43V44H124V43L122 42L123 39L121 40ZM138 37H139V38H138ZM145 37L147 38V36H145ZM145 37H144V38H145ZM159 37H160V36H158V38H159ZM221 37H222V38H221ZM244 37H245V36H244ZM250 37H254V38L257 37V38H256L257 40L254 39L255 42L253 43L254 40H253V38H251L252 41L249 40V43H248V39H249ZM262 37H264V36H262ZM47 38H48V39H47ZM54 38H55V39H54ZM115 38H118V39L116 40ZM130 38H131V39H130ZM148 38H147V39H148ZM161 38H159V39L161 40ZM181 38H183V39H181ZM185 38H186V39H185ZM129 39H130V40H129ZM154 39H156V38H154ZM159 39H158V40H159ZM174 39H178V40H175V41H176V42H175ZM179 39H180V40H179ZM184 39H185V40H184ZM246 39H247V40H246ZM115 40H116V41H115ZM119 40H120L121 42H120ZM139 40H140V41H139ZM156 40H157V39H156ZM156 40H155V41H156ZM182 40H183V41H182ZM204 40H205V41H204ZM224 40H225V41H228V44H229V42H231L230 45L232 46V44H233V46H232V47H230V46H225V43H223ZM240 40H241V42L243 43V44L241 43L242 45H239V44H240V42H239ZM53 41H52L51 43H53ZM112 41L114 42V44H113ZM118 41H119L120 44H123V45H122L123 48L121 47V45L118 44ZM153 41H154V40H153ZM153 41H151V42H152L153 45H154L155 42H153ZM164 41H163V43H164ZM168 41H170V40H168ZM173 41H174V42H173ZM186 41H188V43H187ZM246 41H247V42H246ZM116 42H117V43H116ZM138 42H139V43H138ZM141 42L144 44V46H143V44H140ZM156 42H157V41H156ZM172 42H173V43H172ZM185 42H186V44H185ZM238 42H239V44L236 45V48H234V47H235L234 45L237 44ZM115 43H116V44H115ZM136 43H138V45L140 44V45H139L140 47H139L138 45H136ZM160 43H161V41H160ZM160 43H159V44H156V45H160ZM166 43H167V42H166ZM192 43H193L194 45H192ZM246 43H247V44H246ZM167 44H168V43H167ZM187 44H188V45H187ZM252 44H250L249 47H252V46H251ZM118 45H119L120 48H122L123 50L126 48V47L124 48V45H127V46H129V47H131V46H133V47L138 46L139 49H140V52H139V50H135V51H136V52H135V51H134L135 48L132 50L133 47L130 48L131 50H130V49L128 50V48H126V50L124 51V53H123V50L121 51V49H119L120 52H121V54H123L122 56L120 55V57H121V58L124 57L123 59H124V62H125V63H123V61H122V62H118V61H120V60H119L120 58H119V56H118V55L120 54V53L118 54V48H117ZM134 45H135V46H134ZM141 45H142V49H143V50H144L143 47H145L146 49H148V52H146L147 54L144 53L145 51H142V50H141ZM153 45H152V46H153ZM168 45H169V44H168ZM183 45H184V46H183ZM186 45L188 46V48L190 47V49L186 48V47H187ZM190 45H191V46H190ZM257 45H258L260 48H258ZM119 46H118V47H119ZM154 46H155V45H154ZM160 46H161V47H158V46H157L158 48L155 46V48H157V50H159V49L162 48V46H164V45H160ZM171 46H170V47H171ZM176 46H175V48H176ZM223 46H224L225 48H223ZM237 46H241V48H239V47H237ZM245 46H244V47H245ZM164 47H165V46H164ZM193 47H195V50L197 49V53H195L196 51L194 50ZM228 47H229V49L231 48L229 51H231V50L234 48L233 51H231V52H229V53H226L225 50L228 51ZM254 47H252V48H253V50H252L253 52H252V53H254V49H255ZM115 48H117V49H115ZM165 48H166V47H165ZM165 48H164V49H165ZM175 48L173 47V49H175ZM183 48H185V49H183ZM192 48H193L194 51H193V50L191 51ZM222 48H223L224 50H223ZM226 48H227V49H226ZM166 49H167V48H166ZM169 49H172V48H169ZM173 49H172V50H173ZM186 49H187V50H186ZM240 49H241V50H240ZM248 49H249V52H250L251 49H250V48H248ZM248 49L246 48V50H248ZM127 50H128V53L125 54V52H127ZM154 50H155V49H154ZM182 50H183V51H182ZM184 50H185V51H184ZM116 51H117V52H116ZM160 51H162V50L160 49V50H159V53H160ZM164 51H165V50H164ZM164 51H163V52H164ZM166 51H167V50H166ZM187 51H188V52H187ZM190 51H191L192 54L190 53ZM216 51H217V52H216ZM240 51H241V52H240ZM258 51H259V50H258ZM258 51H257V52H258ZM133 52H134V53H133ZM138 52L141 54V55L139 54L140 57H139L138 55H136V53H138ZM183 52H184V53H183ZM186 52H187V53H186ZM193 52H194V53H193ZM249 52H248V54H249ZM257 52H255V54H256L257 56H258L259 53H260V54L262 53V52H258V54H257ZM148 53H149V54H148ZM165 53H166V52H165ZM167 53H168V52H167ZM167 53H166L165 55H167ZM169 53H168V54H169ZM244 53H245V52L243 51V54H244ZM246 53H247V51H246ZM145 54H146V56H145ZM156 54H157V53H156ZM162 54H163V53H162ZM182 54H183V55H182ZM186 54H187V55H186ZM193 54H195V57H194ZM196 54H197V57H196ZM229 54H230V55H229ZM243 54H241V55H243ZM255 54H252V56L255 57ZM260 54H259L260 57H261V56H264V55H260ZM125 55H126V56H125ZM143 55H144L145 59L143 58ZM159 55H160V54H159ZM159 55L157 54V57H160ZM165 55L163 54V56H162L163 59H164V57H165V59L167 58ZM191 55H192L194 58L191 57ZM208 55H210V56L212 55V56L210 57V56H208ZM219 55H220V56H219ZM228 55H229V56H228ZM117 56H118V57H117ZM154 56H155V55H154ZM180 56H182V57H180ZM187 56H188V57H187ZM198 56H199L200 58H201V56H202L203 59H202V58H201V59L198 58ZM207 56H208L209 58H208ZM230 56H231V57H230ZM245 56H248V55H245ZM245 56H244V57H245ZM250 56H251V52H250ZM250 56H248V57H250ZM252 56H251V57H252ZM125 57H126V59H129V60H128V61L125 60ZM138 57H139V58H138ZM162 57H161V59H162ZM177 57H178V58H177ZM183 57H185V58H183ZM189 57H190V58H189ZM205 57H207V58L205 59ZM228 57L231 58V59L229 60ZM242 57H243V56H242ZM248 57H247V58H248ZM260 57H259V59H261ZM118 58H119V59H118ZM153 58H154V57H153ZM179 58H180V59L183 58V59H182V60H179ZM236 58H237V59H236ZM255 58H256V57H255ZM184 59H187V60H186L187 64H186V62H182ZM194 59H196V60H194ZM197 59H198V60L200 59V61H198ZM204 59H205V61H207V62L203 61ZM207 59H208V60L210 59V60L208 61ZM245 59H246V58H245ZM252 59H253V61H251L250 59H248V61H249V63L254 64L256 61H255L254 58H252ZM111 60H112V61H111ZM121 60H122V59H121ZM134 60H135V61H134ZM140 60H141V61H140ZM144 60H145V61H144ZM243 60H244V59H243ZM256 60H258V58H256ZM108 61H109V60H108ZM116 61H117V62H116ZM126 61H127L128 63H127ZM139 61H140V62H139ZM161 61H162V62H161ZM172 61H173V60H172ZM179 61L182 62V63H180ZM184 61H185V60H184ZM188 61H189V62H188ZM190 61H192V63H193V62L196 63L197 65H196V64H192ZM196 61H197V62H196ZM202 61H203V62H202ZM245 61H246V60H245ZM245 61H242V62H245ZM258 61H259V60H258ZM160 62H161V63H160ZM164 62H165V64H163ZM176 62H174V63H176ZM200 62H201V64L204 63V62H205V63L202 64V65L200 66ZM242 62H241V64H240V66L242 65ZM252 62H253V63H252ZM260 62H262V60H261ZM260 62H259V63H260ZM115 63H118V64H115ZM120 63H121V64H120ZM122 63H123V64H122ZM141 63H142V65H143V66H142L143 68H145V67H147V66H148L149 68L151 67V70L147 68V69H148L147 71L150 72V73H148V72L145 71L144 69L142 70V67H139V66H141ZM143 63H144V64H143ZM155 63L158 64V65H156ZM184 63H185V64H184ZM189 63H190V64H189ZM198 63H199V65H198ZM218 63H219V65H218ZM225 63H228V64L230 65V67H231L232 70H230V69H229L230 67H229V66L227 67V65H226ZM249 63H248V64H249ZM256 63H258V62H256ZM256 63H255V64H256ZM112 64H113V65H112ZM138 64H139V65H138ZM166 64H167V65H166ZM169 64H170V63H169ZM188 64H189V65H188ZM261 64H262V68H264V62H262ZM115 65H117V66H115ZM136 65H138V66H136ZM144 65H147V66H144ZM149 65H150V66H149ZM162 65H163V66H162ZM164 65H165V67H164ZM178 65H179V66H178ZM215 65H214V66H215ZM236 65H237V64H236ZM238 65H239V64H238ZM238 65H237V66H238ZM259 65H260V64H259ZM259 65H258V67H257V66H255V67H257V68H261ZM134 66H135V67H134ZM211 66H212V65H211ZM234 66H235V65H234ZM246 66H248V65H246ZM249 66H250V64H249ZM138 67H139V68H138ZM167 67H168V69H167ZM186 67H185V68H184V67L181 68V70H183V69L186 70ZM194 67H195V68H194ZM251 67H254V65H252ZM111 68H112V69H111ZM122 68H123V69H122ZM140 68H141V70H139V71L136 70V69H140ZM152 68H154V69H152ZM159 68H158V69H159ZM201 68H200V69H201ZM235 68H236V67H235ZM237 68H238V67H237ZM249 68H250V67H249ZM249 68H248V67H247V69L244 68V70H245V71H246V70L248 71ZM262 68H261V69H262ZM128 69H129V70H128ZM175 69H176V70H175ZM134 70H135V71H134ZM188 70H186V71L189 72ZM241 70H242V69H241ZM249 70H250V69H249ZM254 70H255V68H254ZM151 71H152V72H151ZM183 71H184V70H183ZM193 71H192V72H193ZM197 71H198V70H197ZM251 71L253 72V70H251ZM162 72H164V73H162ZM165 72H166L167 75H165ZM192 72H191V73H192ZM195 72H196V71H195ZM200 72H202V71H200ZM211 72H212V73H211ZM223 72L226 74V77H224V78L226 79V81H227L226 85H225V81H224L225 79L223 80L224 83H223V81H222V79H221V78H223V76H224V75H222ZM232 72H234V75L232 74ZM249 72H250V71H249ZM252 72H251V73H252ZM254 72H255V71H254ZM262 72H264V71H262ZM127 73H128V74H127ZM141 73L144 74L143 76H145V77H143ZM145 73H146V74H145ZM147 73H148V74H147ZM175 73H176V74H175ZM181 73H182V74H181ZM189 73H190V72H189ZM197 73H198V72H197ZM214 73H215V74H214ZM259 73L261 74L260 70H259ZM110 74H111V75H110ZM134 74H135V75H134ZM136 74H141V75L139 76V75H136ZM195 74H196V73H195ZM202 74H203V73H202ZM209 74H210V75H211V74L214 75V76H211V77H214V78H215V79H214V78H213V79L215 80L214 83H216V84L213 85L214 88H212L213 86H211V85L214 84V83H209V82H210V81H209V82H208V85L206 84L207 86H204V88H203V85H205V83H206L205 81H206V80H211V77H210ZM243 74H244V75H247V76H244V78H245V77H247V78H245V79H244L243 77L240 78V76H242ZM253 74H254V73H253ZM257 74H258V73H257ZM146 75H147V77H146ZM164 75H165V77H164ZM175 75H178L182 82H180V79H177L178 76H175ZM262 75H264V74H262ZM262 75H260V76L257 75V76H259V78H260V77L262 78V77H264V76H262ZM153 76H154V77H153ZM159 76H158V77H159ZM166 76H168V77L166 78ZM169 76H170V77H169ZM187 76H189V75H187ZM199 76H196V77H199ZM217 76H219V77H217ZM255 76H256V74H255ZM112 77H111V78H112ZM123 77H124L125 79H126V78H127V79L124 80ZM131 77H132V78H131ZM148 77H149L150 80L148 79ZM150 77H152V78H150ZM184 77H185V75H184ZM202 77L205 78V79H204L205 81H203V82H201V81H202V80H201ZM216 77H217V78H216ZM109 78H110V77H109ZM118 78H119V77H118ZM128 78H130V79H128ZM165 78H166V79H165ZM207 78H208V79H207ZM209 78H210V79H209ZM218 78L220 79V81H219ZM233 78L235 79V81H238V82H237V83H233L234 81H233V82H230V79H233ZM242 78H243V81L241 80ZM138 79H140V80H138ZM147 79H148V81H147ZM159 79H160V80H159ZM198 79L200 80L201 83H204V84H199ZM213 79H212V82H213ZM262 79H264V78H262ZM117 80H118V79H117ZM123 80H124V81H123ZM127 80H129V82H128ZM134 80H135V81H134ZM175 80H176V81H175ZM139 81H141V82H139ZM143 81H144V82H143ZM146 81H147V82H146ZM161 81H160V82H161ZM174 81H175V82H174ZM216 81H218V83H217ZM253 81H254V82H253ZM260 81H261V80H260ZM125 82H126L128 85H127ZM134 82H135V83H134ZM136 82H138L139 84L141 83V84H140V85H139V84H136ZM160 82H159L157 85H160ZM164 82H163V83L161 82V85H164V84H165ZM167 82H168V81H167ZM187 82H188V81H187ZM219 82H220V83H219ZM229 82H230V84H229ZM142 83H143V84H142ZM152 83H150V84H152ZM188 83H189V82H188ZM194 83H195V84H194ZM238 83H239V86H238ZM262 83H264V81H262ZM166 84H165L164 86H167ZM177 84H178V85H177ZM182 84H183V85H182ZM210 84H211V85H210ZM227 84H229V85L227 86ZM231 84H232V86H233V87H231V88L233 89L232 92H231V91L229 92L228 90H227V91H228V93H229L230 95H231V94L233 95V98H234V99L232 98V95L230 96V95L227 93V95H226V94H224V95H226L227 97H228V95H229V96L232 98V101L230 100V97H229V99L226 98V100H225V99H224L225 96L222 94V93H223V90L226 89L227 87L229 88ZM236 84H237V86H236ZM243 84H245L244 87H245L246 85H248L249 87H251V85H253V89H254V88L256 89V90H254L255 93L252 91V92L254 93L255 96H252L253 93H252L250 90L247 89V91H246V89H245L246 87H245V88L242 87ZM157 85H155V86H154V85H150V86H151L150 88L154 89L153 87H155V89H157ZM161 85H160V86H161ZM186 85H188V86H186ZM201 85H202V86H201ZM240 85H242V86H240ZM124 86H123V87H124ZM139 86H141V87H139ZM148 86H149V85H148ZM179 86H181V87H179ZM189 86H190V87H189ZM210 86H211V87H210ZM262 86H264V84H262ZM168 87H169V86H167L166 88H164V87H163V88H164L165 91H166V90L168 89ZM174 87H175V88H174ZM183 87H185V88L183 89ZM188 87H189V88H188ZM193 87H194V86H193ZM207 87H208V88H207ZM234 87H235L236 89L238 88V89H237V92L235 91V88H234ZM240 87H241V88H240ZM160 88H161L162 90H164V89L162 88V86H161ZM160 88H159V89H160ZM172 88H173V89H172ZM179 88H182V89L179 90ZM186 88H187V92H189V93L191 92L190 95H189V97L192 95L191 98H190V99H187V100L185 99V98H186V90H185ZM205 88H206V91L203 92V91L205 90ZM219 88L222 89V90H219ZM239 88H240V89H239ZM247 88H248V87H247ZM251 88H252V87H251ZM251 88H250V89H251ZM259 88H260V91H261V87H260V86H259ZM259 88H258V90H259ZM111 89L114 90V92H115L114 95H111L112 93H114L113 91H111ZM122 89H123V88H122ZM128 89H130V91H129ZM135 89H136V90H135ZM143 89H144V90H143ZM152 89H150V91H151ZM170 89H169V91H170ZM188 89H190V90L188 91ZM192 89H193V88H192ZM199 89H200V90H199ZM207 89H209V90H207ZM216 89H217V88H216ZM229 89H230V88H229ZM253 89H252V90H253ZM131 90H132V91H131ZM138 90H139V91H138ZM141 90H143V91L141 92ZM147 90H148V89H147ZM181 90H182V91H181ZM184 90H185V91H184ZM238 90H239V91L241 90V91H243V92L246 91V92L243 93V92H241V91L239 92ZM118 91H119L120 93H118ZM169 91H167V92H169ZM221 91H222V92H221ZM249 91L251 92V94L249 93V94L251 95V96H250L251 98H250V97H248V98L244 97V96H245L244 94H246V93L249 92ZM110 92H111V93H110ZM116 92H117V94H116ZM138 92H139V93H138ZM140 92H141V94L144 96V98H142ZM145 92H146V91H145ZM209 92L211 93V91H209ZM235 92H236V93H235ZM135 93H136V94H135ZM149 93H150V94H149ZM175 93L173 92V93H172V96H173V94L176 95ZM212 93H213V91H212ZM224 93H225V91H224ZM239 93H243V94H242L243 97L241 96V94L239 95ZM256 93H257V94H256ZM261 93H264V91H262ZM130 94H131V95H130ZM138 94H139V95H138ZM144 94H145V93H144ZM152 94H153V95H152ZM154 94H155V95H154ZM163 94H164V93H163ZM163 94H162V95H163ZM196 94H197V95H196ZM215 94H216V97H215ZM235 94H236L237 96L239 95L238 97H240V96H241V97L238 98ZM123 95H124V98H123ZM128 95H129V97H128ZM135 95H136V96H135ZM158 95H159V98H160L161 95H160V94H158ZM181 95H182L183 97H182ZM211 95H212V94H211ZM211 95L208 94V97L211 98V97H210ZM213 95H212V96H213ZM217 95H218V96H217ZM247 95H248V94H246V96H247ZM126 96H127V97H126ZM131 96H132V98H135V97H136L135 99H138V98L141 96V97L138 99V100H141V102H142L143 99H145V100H144V102H142V103H141L140 101H138V100H135V101H136V102H135V101L131 98ZM187 96H188V93H187ZM199 96H200L202 99H203V98L206 99V97L201 96L200 93H199ZM234 96H235V97H234ZM161 97H162V96H161ZM164 97H162V98H164ZM174 97H175V96H174ZM184 97H185V98H184ZM189 97H188V98H189ZM236 97H237L239 100L236 99ZM256 97H257V96H256ZM126 98H128V99H127L128 101L126 100ZM129 98H130V99H129ZM152 98H151V99H152ZM165 98H164V99H165ZM172 98H173V97H172ZM194 98H193V102H192L193 104H194ZM201 98H200V99L198 98V102H199V100L201 101ZM209 98H208V102H209ZM241 98H243V99H245V100H243V99H241ZM253 98L255 99V101L252 100ZM112 99H113V98H112ZM117 99H115V98L113 99L114 104H115V102H116L117 105H116V104L114 105L113 103H109V105L113 104L112 106H110V107H111V108H110L111 111L109 110V111H110V115L112 114V111H114V112H113V115H114L115 113L118 112L119 115L115 114V117H116V115H117L118 117H119V116H120V117L122 116L123 119H125V117H126L125 114H127V113H125V112H128V113H129V118H130V120H131V121L129 120L128 116H127V118L125 119L126 122L123 121L122 118H120V119H121V121H120V119L116 117L117 121H116V119H115V121H116L117 124H118L117 128H119V126H120L119 124H120L121 122L124 124L123 126L121 125V128H122V129H123V128H125V129H128V128H129V129H142V128H143V129H144V128H145V127H144L145 124H149V123L145 120V118H144L147 114H150V112H147V114H145L146 111L143 112V111L145 110L144 107H146L145 105H144V107H143V106L140 107L141 109L139 108V106H136V109L132 106L134 110L131 109V112H135V111H138V110H142V112L138 111V112H139V115H138V112H135V114L133 113V114L136 116V117H135L134 115H133V116L131 115L132 113L130 114V111H127V109H128L129 107H128L127 109H125V108H124V104H123L122 102H121V104L118 103L117 101H119V99H118V100H117ZM124 99H125V100H124ZM131 99L134 101V103H132L133 101H131ZM164 99L162 100V99L160 98V99L157 100V101H158V102H159V101H163L162 103H163V106H164V107L167 105V107L171 108V110L173 109L172 111H174V108H172V105H173V104H172V105L170 104L171 106L168 105L167 103H168L169 101H166L168 98L165 100L167 103L164 101ZM204 99H203V101H204ZM216 99L214 100L215 102L217 101ZM227 99H228V100H227ZM240 99H241V100H240ZM250 99H251V100H250ZM262 99H264V98H262ZM154 100H155V99H154ZM154 100H152V101H154ZM229 100L232 102V104H233V102L236 100L235 104H233L234 106H232V104L229 102V103L231 104L230 106H232V108H234L235 106H238V107H235L236 109H232L231 107L226 108V107H227L226 105H228V104H226V103H227ZM237 100H238V101H237ZM242 100H243V102H242ZM247 100H249V101H247ZM109 101L112 102L111 100H109ZM124 101H125V102H124ZM126 101L128 102L127 104H126ZM152 101H151V102H152ZM187 101H188L189 103H188ZM195 101H196V100H195ZM203 101H202L203 104H201V108L203 109V107H205V108H204V110H205V109H207L208 107L206 106V104H204ZM206 101H207V100H206ZM206 101H205V103H206ZM224 101H225V102H224ZM239 101H240V102H239ZM245 101H246V103H245ZM257 101H258V100H257ZM138 102H140V103H138ZM151 102H150V103H151ZM179 102H180V101H179ZM218 102H219V101H218ZM159 103H160V102H159ZM165 103H166V104H165ZM186 103H188L189 105H187ZM192 103H191V104H192ZM196 103H197V101L195 102V104H196ZM119 104H120V105H119ZM146 104H148V103H146ZM154 104H155V103H154ZM157 104H158V103H157ZM157 104L155 105V108H156ZM164 104H165V105H164ZM181 104H182V105H181ZM208 104H209V103H208ZM215 104H217V103H215ZM219 104H217L216 107L219 106ZM241 104H243V108H244L243 110H244V111H242V109H241V108H242ZM249 104H250V105H249ZM122 105H123V106H122ZM149 105H150V104H149ZM197 105H198V103H197ZM213 105H214V102H213ZM224 105H225V106H224ZM244 105H245V106H244ZM151 106H152V105H151ZM159 106H160L161 108H163V107H162V104H161V105H158V106H157V108H156L157 110H158ZM183 106H184V108H182ZM190 106H191V105H190ZM194 106H195V107H194ZM202 106H203V107H202ZM223 106H224L225 109L222 108ZM239 106H240V107H239ZM247 106L249 107V111H251V112H249V111L247 110ZM258 106L262 108L261 112H260V109H259ZM132 107H131V108H132ZM148 107H149V106L147 105V108H146L147 111H148ZM167 107H165V108L167 109ZM206 107H207V108H206ZM108 108H109V107H108ZM115 108H116V109H115ZM142 108H143V109H142ZM153 108H154V107L152 106L151 109H153ZM192 108H195L196 111L194 112V109H192L193 111L191 112V114H192L191 117H190L191 114H190V115H186V118L188 117V120L185 118V116L181 117V118H183V119H182V120H183L182 122L186 123L187 125L184 124V123H182V122H181V123H182V124H181V123L179 122V123L181 124V125L179 124L180 126L184 125V126H182V127H183V129H182L183 132H184V133H185V132H188V133H189V132L191 131V129H192L193 131H195V132H196V130H194V129H197V130H198L197 132H200L201 130L206 131L207 128L209 129V130H207V132H208V131H212L213 129H210V128L212 127V125H211V123H209V119H208V120H205V121L202 120V119H205L204 116H205L206 114L204 115V113H206V112L203 111V112H204V113H203L202 111H200V110H202V109H199V106H196V105H193ZM209 108L207 109V110H208V113H209V110H211V109H209ZM217 108H218V107H217ZM251 108H252L253 110H252ZM156 109H155V110H156ZM188 109H187V110H188ZM198 109H199V111H198ZM222 109H224V112H225V113L223 112ZM254 109H255V110H254ZM116 110H117V111H116ZM120 110H121L122 112H121ZM155 110H154V114H156V113H161V114H159V115H162L163 112H158V111H157V112L155 113ZM161 110H163V109H161ZM232 110H233V111H232ZM257 110H259V111H257ZM150 111H151V110H150ZM159 111H160V110H159ZM167 111H168V114H169V113H170V110L167 109ZM213 111H214V110H213ZM213 111H212V113H213ZM220 111H221V113H220ZM226 111H230V112L232 111V112H231V113H228V112L226 113ZM247 111H248V113H249L250 115L247 114ZM253 111H256V112H253ZM152 112H153V111H152ZM174 112H175V111H174ZM174 112H173V113H174ZM257 112H258V113L260 112V113L258 114ZM124 113H125V114H124ZM165 113L167 114V112H165ZM171 113H172V112H171ZM200 113H202L203 115H201ZM251 113H253V114H251ZM256 113L258 114V116H260V118H262V119H259V121H256V120H258V119L254 120V119L256 118ZM140 114H142V115L145 114L144 117H143L144 119H142V117L140 116ZM187 114H189L188 111H187ZM222 114H224V115H222ZM228 114H230V115H228ZM254 114H255V115H254ZM123 115H124L125 117H124ZM150 115H151V114H150ZM150 115H147L148 117L146 116V119L150 118ZM157 115H158V114H157ZM196 115H198V116H196ZM199 115H200V116H199ZM208 115H209V114H208ZM211 115H212V114H211ZM211 115H210V117H211ZM221 115H222V117H224V118H220ZM231 115H232V116H231ZM262 115H264V114H262ZM152 116H153V118H154V115H151V118H150V119H152ZM162 116H164V113H163ZM162 116H161V117H162ZM165 116H166V117H165L164 119H161V120H165V119H167L170 115H169V116H168V115H165ZM167 116H168V117H167ZM171 116L173 117L172 114H171ZM175 116H177V115H175ZM175 116H174V117H175ZM206 116H207V115H206ZM254 116H255V118H254ZM112 117H113V116H112ZM115 117H113V118H115ZM132 117H133V118H132ZM138 117H139L140 121H142V120L144 121V120H145L147 123H145V124L143 123L144 126L141 125V124H140V121H139V119H138ZM140 117H141V118H140ZM161 117H160V118H161ZM177 117H179V115H178ZM192 117H193V118H192ZM197 117H198V119H197ZM203 117H204V118H203ZM210 117H207V118H210ZM230 117H232V118H230ZM113 118H112V119H113ZM135 118H136V120H134V122H132V119H135ZM156 118H157V117H156V115H155V118H154V119H156ZM158 118H159V117H158ZM179 118H180V117H179ZM195 118H196V119H195ZM200 118H201V120H200ZM218 118H219V119H218ZM228 118H229V120H228ZM112 119H111V120H112ZM168 119H169V118H168ZM189 119H190V120L192 119V120L190 121ZM193 119H194V120H193ZM220 119H221V120H220ZM239 119H241V120H239ZM243 119H245V118H243ZM127 120H129V121H127ZM175 120H176V118H175ZM177 120H178V119H177ZM199 120H200V121H199ZM211 120H212V119H211ZM252 120H253V122H252ZM136 121H138V122H136ZM155 121H156V120H155ZM157 121H158V119H157ZM179 121H180V119H179ZM188 121H189V122H188ZM195 121H196V122H195ZM201 121H202V122H201ZM215 121L213 120V123H214V125H215V126H213L214 129H215V127H216V129H218V127H219V129H220V128H222L221 126H224V128L226 127V124H225L223 121H222V122H223L225 125H224L223 123H221V124L219 123L220 126H217L218 123L215 122ZM226 121H228V122H226ZM232 121H231V122H232ZM239 121H240V122H239ZM245 121H246V120H245ZM260 121H261V122H260ZM116 122H113V121L111 122V123H112V127H114V126L116 125V124H115ZM119 122H120V123H119ZM151 122H153V124H154L153 119H152V121H150V123H151ZM162 122L165 123V125L162 126L163 124H162V125L159 124L158 126H161V127H159L160 129H161L162 127H164V128H166L165 131H167V130H168V131H171V129L174 128V127H172V126H174V125L172 124L174 121H173V122H172L171 120L168 121L169 123H171L170 125H172V126L170 127L171 129L169 128L170 130L167 129V126H166V125L168 124V122H167V121H165V122L162 121ZM162 122H160V123H162ZM166 122H167V124H166ZM177 122H178V121H177ZM177 122H175V124H176ZM190 122H192V124H190ZM194 122H195V123H194ZM250 122L254 123L255 128H254L253 124H252V125L249 124ZM255 122H257V123H255ZM113 123H114V126H113ZM130 123H132V124H130ZM136 123H139L138 126H136ZM155 123H156V122H155ZM158 123H159V122H158ZM188 123H189V124H188ZM213 123H212V124H213ZM233 123H231V124H233ZM133 124H134V125H133ZM153 124H151V126H150V125H146V126H147V127L150 126L151 129H150L149 127H148V128H149L150 130H152V125H153ZM204 124L207 126V128H203V127H204ZM228 124H227V127L229 126V127H230L229 129H231L233 125L231 126V125H228ZM140 125H141V127H139ZM155 125H156L155 127L157 128V127H158L157 124H155ZM170 125H168V127H169ZM188 125H189L191 128H190V127L187 128ZM238 125H235V127L238 128V127H239ZM256 125H258V126H256ZM261 125H262V126H261ZM126 126H127V127H126ZM175 126H176V125H175ZM192 126H193V127H192ZM196 126H198V128H196ZM199 126H200V128H199ZM206 126H205V127H206ZM242 126H243V127H242ZM252 126H253V127H252ZM138 127H139V128H138ZM201 127H202V129H201ZM235 127H233V128H235ZM247 127H246V129H247ZM251 127H252V128H251ZM115 128H116V126H115ZM148 128H147V129H148ZM176 128H178V130L180 129L179 126H178V127L176 126ZM176 128H175V129H176ZM193 128H194V129H193ZM119 129H120V128H119ZM122 129H121V130H122ZM153 129H154V125H153ZM175 129H173L172 131H175ZM189 129H190V131H189ZM199 129H201V130L199 131ZM205 129H206V130H205ZM229 129H227V130H229ZM240 129H239V130H240ZM246 129H243V130H246ZM249 129H247V130H249ZM258 129H259V128H258ZM158 130H159V129H158ZM158 130H157V131H158ZM161 130L164 131L163 128H162ZM161 130H160V131H161ZM182 130H181V131H182ZM184 130H185V131H184ZM222 130H223V129H222ZM225 130H226V128H225ZM232 130H233V129H232ZM234 130H235V129H234ZM260 130H261V129H260ZM262 130H264V127H262ZM176 131H177V130H176ZM193 131H192V132H193ZM180 133H181V132H180ZM188 133H187V134H188ZM187 134H185V137L187 136ZM182 136H183V134H181L180 137H182ZM183 137H184V136H183ZM188 137H189V136H188ZM185 140H187V139H185ZM188 140H189V139H188ZM182 141H183V139H182ZM214 153H215V154H213V155H212V153L209 155V156L211 157V160L209 161V160L207 159V161H205V162H206L205 165H202V164H204V163L201 162V164H200V165L202 166V167H201V170H202V168L206 167L207 164H210V165L214 164V163H212L211 161H214L215 158L217 159L219 156H220L219 158L223 157L222 153H220V154H217V152H214ZM216 154H217V155H216ZM211 155H212L213 157H212ZM209 156H208V157H209ZM214 156H215V157H214ZM212 158H213V159H212ZM216 159H215V160H216ZM218 160H219V159H218ZM218 160H217V161H218ZM181 162H183V161H181ZM181 162L178 161L179 164H180ZM207 162H208V163H207ZM209 162H211L212 164L209 163ZM178 163H177V164H178ZM187 163H188V162H187ZM181 164H182V165H180V166H181L182 168H183L185 165H187V164H185L184 162L181 163ZM189 164H190V163H189ZM192 165H193V164H192ZM200 165L197 166V167H196L195 165H194V166H195V168L197 169V168H200ZM180 166H179V167H180ZM194 166H192V167H193V168H192L190 165H187L186 167H187L188 170L186 169V167H184V168H185L189 173H192V172H193V174H194V173H195V174H197V173L200 174V172H199L200 170H198V169L196 170V169L194 168ZM203 166H204V167H203ZM207 166H208V165H207ZM184 168H183V169H184ZM185 169H184V170H185ZM186 170H185V171H186Z\"/></svg>",
  "mask_w": 264,
  "mask_h": 264
}]
</instances>
